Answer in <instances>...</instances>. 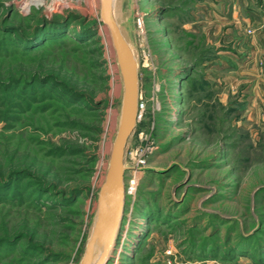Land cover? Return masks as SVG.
<instances>
[{
    "label": "rangeland",
    "instance_id": "rangeland-1",
    "mask_svg": "<svg viewBox=\"0 0 264 264\" xmlns=\"http://www.w3.org/2000/svg\"><path fill=\"white\" fill-rule=\"evenodd\" d=\"M100 6L0 0V264L84 253L123 93ZM118 6L143 111L107 264H264V0Z\"/></svg>",
    "mask_w": 264,
    "mask_h": 264
},
{
    "label": "water",
    "instance_id": "water-1",
    "mask_svg": "<svg viewBox=\"0 0 264 264\" xmlns=\"http://www.w3.org/2000/svg\"><path fill=\"white\" fill-rule=\"evenodd\" d=\"M115 1L100 0V21L110 31L123 80L120 119L108 170L98 192L94 222L79 264H107L110 259L124 213L125 149L139 118V63L116 21Z\"/></svg>",
    "mask_w": 264,
    "mask_h": 264
},
{
    "label": "trees",
    "instance_id": "trees-1",
    "mask_svg": "<svg viewBox=\"0 0 264 264\" xmlns=\"http://www.w3.org/2000/svg\"><path fill=\"white\" fill-rule=\"evenodd\" d=\"M68 19H71V22H74V21H79L82 25V28H81V35L84 36L86 34H88V32H92L94 30H91L92 28L95 29L94 32H96L97 30V22L96 21H93L92 23L91 22H87V20L82 17V16H77V15H74V14H68ZM85 21V22H84ZM61 23L60 21L58 22H50V24H53V25H56V24H59ZM42 24L46 25V21H42ZM41 24V26H38L35 30V33L38 32V30L42 29L43 25ZM48 24V23H47ZM93 25V26H92ZM91 26V27H90ZM91 28V29H90ZM42 31V30H41ZM96 34V33H95ZM38 35V34H37ZM9 84H2L0 82V91L3 90L4 87H9L8 91H9V95H13V93H15V91L19 88V87H23L21 84V81L15 79L13 80L12 78L9 80L8 82ZM22 91V90H21ZM23 92V91H22ZM16 105H18V103L16 102L15 103ZM8 102L5 101L4 98L0 97V121H4L6 120V116H7V111H8ZM10 181V180H9Z\"/></svg>",
    "mask_w": 264,
    "mask_h": 264
},
{
    "label": "bare ground",
    "instance_id": "bare-ground-1",
    "mask_svg": "<svg viewBox=\"0 0 264 264\" xmlns=\"http://www.w3.org/2000/svg\"><path fill=\"white\" fill-rule=\"evenodd\" d=\"M114 11H115V18H116V21H117V23H118V25L120 26V29H121V31H122V33H123V35H124V37H125V39L128 41V39L126 38V36H125V34H124V30H123V27H122V25H121V21H120V16H119V6H118V0H116L115 1V8H114ZM108 33L110 34V31H109V29H108ZM110 42H111V44H112V40H111V34H110ZM128 43H129V41H128ZM130 44V43H129ZM130 46L132 47V44H130ZM111 48H112V50L114 51V53H115V57H116V59H117V56H116V52H115V50H114V48H113V46H111ZM132 49H133V52H134V48L132 47ZM113 53V52H112ZM113 53V54H114ZM134 55H135V52H134ZM135 57H136V55H135ZM136 59H137V57H136ZM120 70V68H119V64H118V62H117V65H116V70ZM119 72V71H118ZM120 78H121V76H120ZM123 82V81H122ZM117 113V112H116ZM112 145H113V143H112ZM111 151H112V146H111ZM111 151H110V154H111ZM138 174H139V172H138ZM132 188H133V186H132ZM130 190V189H129Z\"/></svg>",
    "mask_w": 264,
    "mask_h": 264
},
{
    "label": "built area",
    "instance_id": "built-area-1",
    "mask_svg": "<svg viewBox=\"0 0 264 264\" xmlns=\"http://www.w3.org/2000/svg\"><path fill=\"white\" fill-rule=\"evenodd\" d=\"M36 1L39 2V0H36ZM23 7H25V5H23ZM24 9H25V8H24ZM25 11H26V9H25ZM139 99H140V97H139ZM142 111H143V104H142L141 101L139 100V118H138V120H140L141 117H142ZM125 166H126V165H125Z\"/></svg>",
    "mask_w": 264,
    "mask_h": 264
}]
</instances>
